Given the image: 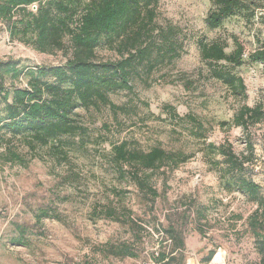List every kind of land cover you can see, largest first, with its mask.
Instances as JSON below:
<instances>
[{
  "label": "rangeland",
  "instance_id": "374dc122",
  "mask_svg": "<svg viewBox=\"0 0 264 264\" xmlns=\"http://www.w3.org/2000/svg\"><path fill=\"white\" fill-rule=\"evenodd\" d=\"M210 9L212 0H160L157 22L179 31V57L157 66L150 76L140 73L132 81V93L109 95L123 111L77 110L87 133L65 139L68 163L44 157L27 168L0 164V264H154L151 256L162 240L157 230L169 224L182 227L184 264H205L210 251L215 254L209 264L259 263L246 222L255 205L207 162L203 150L208 143L228 142L238 155L245 152L246 141L251 142L256 162L250 175L264 195V123L247 134L222 125L232 121L240 102L223 84L208 78L197 42L224 41L229 54L236 39L245 62L232 72L244 82L245 103L264 106V69L247 60L264 47V10L253 17L237 12L209 30L205 19ZM98 56L114 57L104 50ZM8 58L19 68L65 62L60 53L39 54L10 42L0 24V61ZM24 83L21 79L15 85ZM123 142L129 150L161 148L189 157L176 170L151 176L159 194L154 204L120 179L111 165L112 146ZM108 208L117 210L120 219L130 212L134 224L106 218ZM122 243L133 246L137 257L111 255Z\"/></svg>",
  "mask_w": 264,
  "mask_h": 264
},
{
  "label": "trees",
  "instance_id": "16d2710c",
  "mask_svg": "<svg viewBox=\"0 0 264 264\" xmlns=\"http://www.w3.org/2000/svg\"><path fill=\"white\" fill-rule=\"evenodd\" d=\"M159 2L0 0V24L10 42H18L39 54L60 53L65 59L60 66L34 68H19L18 62L11 58L0 61V164L27 168L44 157L57 164L68 163L69 143L65 139L82 138L87 133L77 110L108 107L114 114L123 111L110 101L109 95L132 93V81L140 73L150 76L157 66L170 64L179 57L182 48L179 31L157 22ZM259 10H264V0H212L205 25L215 30L237 12L253 17ZM233 44L234 50L229 54L225 52L227 43L221 40H199L197 47L208 78L223 84L232 98L240 102L232 121L222 125L228 129L241 128L247 134L264 123V106L258 103L249 107L245 103L244 82L232 72L244 64V49L236 39ZM99 50L114 57L100 58ZM247 60L264 69V47L250 53ZM21 79H25L24 85L16 86L15 82ZM203 154L223 178L230 180L255 205L246 222L259 256L258 264H264V195L250 175L256 162L253 144L246 141L245 152L236 155L228 142L218 146L208 143ZM188 158L182 152L161 148L148 152L129 150L123 142L112 146L110 163L120 179H126L154 204L159 194L151 176L172 172ZM193 203L190 202V207ZM116 211L108 208L106 218L134 224L130 212L124 214L123 221L117 218ZM197 231L203 235L201 229ZM157 232L162 233V240L156 256H151L152 262L184 264L182 227L169 224ZM134 249L122 243L110 253L122 259L136 258ZM214 254L210 251L203 263L209 264Z\"/></svg>",
  "mask_w": 264,
  "mask_h": 264
},
{
  "label": "water",
  "instance_id": "95a60500",
  "mask_svg": "<svg viewBox=\"0 0 264 264\" xmlns=\"http://www.w3.org/2000/svg\"><path fill=\"white\" fill-rule=\"evenodd\" d=\"M35 9V8H34Z\"/></svg>",
  "mask_w": 264,
  "mask_h": 264
}]
</instances>
